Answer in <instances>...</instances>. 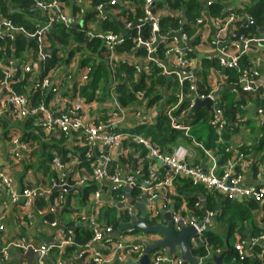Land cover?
I'll list each match as a JSON object with an SVG mask.
<instances>
[{
    "label": "built area",
    "instance_id": "2783aa9c",
    "mask_svg": "<svg viewBox=\"0 0 264 264\" xmlns=\"http://www.w3.org/2000/svg\"><path fill=\"white\" fill-rule=\"evenodd\" d=\"M33 3V12L40 14L42 21L39 28L33 34H27L28 37H36L37 51L29 55L26 54L25 61L10 59L6 64L0 63V117L9 113L19 122L31 121L44 135L47 143L54 141H64L59 146L65 150L64 155L55 154L48 164L50 171L55 173V178H48L46 185L37 187H25L18 191L12 179L0 168V192H5L12 204L23 201L22 209L24 215L30 219V211H33L35 202L44 200L50 204L49 212L53 215L60 213L59 221L66 216L72 221L73 227H85L90 232V240L83 246L76 244V235L71 228H64L65 224H59V221H48L51 228L58 229L59 234L52 239V244L35 245L32 241L23 238H9L0 243V264H17V259L11 261L12 257L18 255L23 262H29L24 259L30 252L33 253V264H129L137 263L144 255L145 245L154 243L160 239L157 234H145L139 230L125 231L119 236H114L113 232L117 229L120 217L121 222L130 223L138 219L139 211L134 207L135 203L145 202L146 221L156 220V224H165L163 213L170 212L174 223V232L179 234L182 228L192 227L199 238L198 248L202 243L204 233L212 226L214 214L207 212L202 218L194 216L190 210L179 208L174 210L171 199L175 197L174 180L177 177L189 180L193 186H201L222 197L224 200L232 202L254 201L258 204L264 202V171L259 173V183L256 185H245L244 175L238 172L239 163L245 157L234 147H228L225 152L230 154L226 160L225 167L220 169L218 158L207 151L203 145L197 144L190 136V127L186 124H179L174 115L188 99V110L181 111V118L184 119L187 112L193 108L196 100H210L211 119L210 123L218 136L222 130L229 126L237 127L244 122L243 117L235 116L232 122H228L224 112L218 103V97L212 94L204 95L200 93L197 85L199 81L190 71L191 65L185 60L186 51L178 44L185 41L184 35L179 39L173 38V45L169 49L170 54L177 56L179 96L173 106L166 108L163 114H157L152 110H138L133 113V118L137 125L124 132H116L111 122L125 117V114L117 109L111 110L107 115H99L98 118H91L86 121L87 114H90L94 103L81 94L84 87L90 82L92 69L83 67L79 72L78 78L70 85V91L73 99L68 101L59 96L60 88L65 89L67 80L70 76L64 77V84L61 86L51 83V73L57 69L49 71L43 78L41 75L45 71L50 57V44L48 35L52 32L55 24L65 27H73L83 30L87 27L85 18L88 14L85 12L82 4L78 6H69L72 15L67 16L64 13V0H29ZM155 0H144L143 17L139 18L137 30L150 28V37L141 38L138 34L134 40L136 50H143L146 54L142 66H134L138 75H147L149 73V64L158 68L156 54L159 49L170 41V37L161 34L158 26V19L153 15ZM62 2V3H61ZM116 1L109 2V6L115 7ZM212 5L207 3V7ZM77 8L76 11L73 8ZM103 5H98L93 12H103ZM138 20V19H137ZM235 18L231 16L228 20L217 23L215 30V41L212 43L216 47L215 54L217 60L224 69H236L242 56L248 52L252 43L257 42L253 39H244L240 45H229L223 42L224 34ZM202 24L201 20L196 22V26ZM78 26V27H76ZM16 28L12 22L0 16V41L4 39L14 40ZM89 40L100 41L104 47V54L101 57L107 58L109 64L119 63L125 57L118 53V48L125 44V39L114 34H101L88 31ZM264 42V39H262ZM2 48H0L1 50ZM236 52V53H235ZM238 52V53H237ZM120 54V55H119ZM113 69V68H112ZM111 69V70H112ZM165 74L170 75V73ZM254 76L257 74L254 73ZM26 76H35L37 79L31 88V93H39L44 99L37 104H33L31 96L17 93L13 86H16ZM241 76V75H240ZM20 77V79H19ZM251 76L243 74L238 81L237 86H243V91L253 93V81ZM237 94V89H233ZM188 93V94H187ZM187 97V98H186ZM49 104V106H48ZM56 106L59 112H55L51 107ZM166 117L169 120L170 128L173 131H179L191 141L192 149H199L207 164L199 165L189 160V149L178 146L172 148L170 152L163 153L150 143L143 135L136 134L132 130L138 126L154 125L160 117ZM130 115L127 113V119ZM256 120L259 126H264V108L258 110ZM103 120H99V119ZM37 133V132H35ZM54 140V141H52ZM136 144L144 148L142 150H132L131 145ZM23 152H28L27 157ZM31 152L28 144L23 142L21 137L14 136L11 139L10 156L15 161H21L28 158L31 161ZM133 155L138 165L143 167V172L135 171L134 174L125 172L127 159ZM161 170H166L162 173ZM137 175L139 177H137ZM90 186L94 189L87 194V204L82 206V211L76 213L75 206L72 211L62 215V210L70 194H82ZM129 189V193L127 192ZM60 192V195L51 202L52 193ZM157 202L161 203L159 207ZM64 203V204H63ZM187 208V207H186ZM40 216L42 212L34 210ZM62 217V218H61ZM114 219L117 227L113 228L111 220ZM3 216H0V234L4 232L5 227L2 223ZM64 223V222H62ZM60 226V227H59ZM72 227V228H73ZM76 227V228H77ZM75 228V229H76ZM127 236V241L124 237ZM129 239V240H128ZM190 242V241H189ZM194 243V239H191ZM264 238L242 239L240 238L234 244V251L237 254L239 262L250 254L252 247L261 248V253L252 257L259 259L260 264H264ZM191 244V243H190ZM72 248L74 261L66 259L63 254L66 249ZM59 252V258L53 259L51 255ZM216 256L220 251L215 252ZM210 253H207L208 257ZM174 256V255H173ZM170 256L165 249L154 251L151 258V264H183L181 259ZM205 257V258H206ZM205 258H197V264H206ZM31 259V260H32ZM31 262V261H30ZM190 264V263H186Z\"/></svg>",
    "mask_w": 264,
    "mask_h": 264
},
{
    "label": "crops",
    "instance_id": "0c3cea01",
    "mask_svg": "<svg viewBox=\"0 0 264 264\" xmlns=\"http://www.w3.org/2000/svg\"><path fill=\"white\" fill-rule=\"evenodd\" d=\"M112 1V0H110ZM117 2H121V4H116L118 7L113 10V7L109 6V3L105 5L103 12H93L94 5L93 0H66L64 4V13L67 16L72 15V10L69 6H78L82 4L84 7L85 12L88 14V17L85 18V24L87 25L86 28L81 30L85 35H87L88 31H93L95 33L101 34H114L117 36H121L127 42H130L129 51L127 53L122 52L123 50H119L121 55L125 57V62L123 60L120 63L126 64L134 70L132 82L138 83L142 81L143 87L140 90L134 92L135 95V102L127 104L123 106L117 98L115 93V87L117 86V82H127L129 84L128 77H126L125 73H122L121 79H115L113 84L110 86L108 90L109 97L105 101H99V92L94 93V99H90L91 102L94 103V106L90 112L87 114L86 121H90L91 118L96 119L99 115H107L111 110L117 109L119 112L125 114V117H120L119 119L111 122V124L115 127L116 132H124L133 128L137 125L136 121L134 120L133 113L138 110L149 111L152 110L157 114H163L166 108L171 107L176 102V97L179 96V87H178V78L176 76V71L178 70V61L177 56L174 54H170L168 51L170 47L173 45V38L177 40L181 35H184L186 40L181 41L178 45L186 51L185 60L189 62L191 65L190 71L195 75L197 81H199V86L197 85L200 93L204 95L212 94L213 96L218 97V103L221 109L226 113V108L228 106L227 101L225 100L224 96L232 95L236 98L237 102L234 103L233 107L236 109L235 116L243 117L245 120L243 124L238 128V134L233 135L231 137V141L235 145L239 146H247L253 144V136L250 134V130L255 127H259V124L256 120V114L258 110L264 108V24L258 26L255 22V19L250 13L248 9L251 5V0H189L194 1L195 4H198V10L196 13H191L190 11L186 10L187 7H180V8H172L169 7L167 0H155L154 7H153V15H156L158 21V26L161 31V34H165L170 37V41L162 46L158 53L156 54L157 65L162 66V68H158L153 64H149V73L146 75H138L135 72L134 66H142L144 64V60L146 54L143 50H136L134 46V40L137 37V34L143 38L148 39L150 37V28L146 26L144 29L137 30V25L139 24L138 18L143 17V4L144 0H136V2H131L129 0H116ZM177 1L178 3L183 5V2L188 0H173ZM211 2L212 5L207 7V3ZM62 3V2H61ZM141 3L140 9L138 10V4ZM95 6V7H94ZM98 6V5H97ZM115 6V7H116ZM104 7V6H103ZM216 7L218 11L210 10L211 8ZM108 8V9H107ZM127 13V16L125 15ZM89 14L92 16L89 17ZM138 15V20L133 19L132 21H128V18H136ZM231 16L235 18V21L231 23V25L227 28V31L224 34L223 42L229 45H240L244 39H253L257 40L251 44L248 52L242 56L238 62V66L236 69H224L220 62L217 60V55L215 54L216 47L212 45L215 41V30L213 27L216 26L217 23H221L225 20H228ZM104 19L110 20L109 22H103ZM166 19L173 20L172 22L167 21ZM34 22H41L43 19L42 17L38 16L33 19ZM164 20L168 24V27L165 26V31H163L164 27ZM198 20L202 21V24L196 26V22ZM174 26V28L172 27ZM114 29V30H112ZM37 30V29H35ZM88 38V36H87ZM94 40H89L88 42H92ZM1 42V41H0ZM32 42V41H30ZM49 42V41H48ZM33 43H36L33 42ZM50 44V42H49ZM86 48V46H85ZM104 54V47H102ZM27 55L33 52L32 49L27 50ZM37 51V45H36ZM36 51L34 55L36 54ZM132 51V53H131ZM51 53V44L50 50ZM86 56H90L92 59L97 55H92L89 52H85ZM236 53V52H235ZM238 53V52H237ZM119 54V55H120ZM15 60H19L17 58H11ZM103 59L107 60V58L103 57ZM10 60V59H9ZM8 61V60H7ZM20 61V60H19ZM22 62V61H20ZM107 62V61H106ZM6 64V63H4ZM109 64V63H108ZM117 63L109 64V68L112 69L111 71L114 72L115 66L118 65ZM153 65V66H152ZM83 67H90L92 70L93 68L89 66H82L81 65V54L75 53L72 59L69 60L67 64H61L54 71L51 73L50 80L51 83L54 85L61 86L64 84V77L70 76V79L67 80L66 88H60L59 96L61 99H66L71 101L73 99V94L70 91V85L75 82L78 78L79 72ZM152 67V72H151ZM156 69L154 72L153 69ZM170 73L167 75L164 73ZM151 72V73H150ZM256 73L257 75L254 76L253 74ZM155 74V75H154ZM230 74L236 75V80L232 81ZM247 74L251 76V80L253 81V93H246L244 92L243 86H237L239 78L243 75ZM154 75V76H153ZM241 75V76H240ZM35 76H28V85L24 88L25 92L20 94H24L25 96H30L31 88L36 81ZM162 80V83L159 84ZM91 81V79H90ZM154 82V91L150 95L147 92V89L151 87V82ZM14 87V86H13ZM202 87V88H201ZM237 89V94H234L233 89ZM14 89V88H13ZM15 90V89H14ZM18 93V92H17ZM188 94V93H187ZM87 99V95H84ZM159 98L158 101L155 103H151L154 98ZM223 97V98H222ZM187 98V97H186ZM197 101V100H196ZM195 101V102H196ZM199 101V99H198ZM202 101V100H200ZM211 103V102H210ZM195 104V103H194ZM187 106L186 109H182L183 106ZM49 106V104H48ZM174 114L177 117V121L179 124H186L190 127V136L197 144L203 145V147L215 155L219 160V168L222 169L225 167L226 161H221L220 157L216 154V151L208 150L203 142H198L195 137H193L192 129L193 126L191 124L190 116L196 114L200 110H205L208 114L209 112L205 107H200L194 114L192 113L191 108L184 119L181 118V111L188 110V99H186L185 104ZM211 108V105H210ZM51 109L55 112H59V110L54 107ZM211 109H210V116H211ZM127 113L130 117L127 119ZM229 115V114H228ZM234 116V118H235ZM164 117V116H163ZM166 118V117H165ZM226 120L230 122L228 119L230 116H227L226 113ZM228 118V119H227ZM159 119V118H158ZM158 119L156 121H158ZM167 119V118H166ZM100 121L103 119H99ZM168 120V119H167ZM251 120V122H250ZM169 121V120H168ZM253 125H252V124ZM18 125L22 128V123H20L16 118L12 117L9 113L0 117V168L12 179L15 190L18 191L25 187H37L46 185L49 181L47 175L44 172L36 168L34 166V170H36V175L31 176L30 171L28 170V165H31L34 158H31V161L28 163V158H24L21 161H15L10 156L11 151V139L14 136H18V134H13L12 131L16 129L14 126ZM170 124V123H169ZM152 126V125H149ZM256 129V128H255ZM133 131V130H132ZM257 131V129H256ZM217 134V133H216ZM184 135V134H183ZM220 136L217 135L218 141H222ZM236 136V138H235ZM185 137V136H184ZM188 139L187 137H185ZM252 139V140H251ZM189 140V139H188ZM251 141V142H250ZM223 142V141H222ZM182 146L187 147L189 149V160L190 162H194L195 164L203 165L207 164L206 159L203 157L202 152L199 149L191 148V141L189 143H183L179 145H174L171 148L163 151V153H168L171 151L172 148ZM191 146V147H190ZM236 148L235 146H231ZM30 152L33 150L32 147H29ZM237 149V148H236ZM37 153L39 152L37 148ZM28 152H23V154L27 157ZM32 157V156H31ZM245 158L239 163L237 168L238 172H241L244 175V184L245 185H256L259 183V173L264 171V160L260 162L258 165L257 163V156L248 153L244 156ZM38 166V164H36ZM42 168V167H41ZM254 168V171H253ZM135 171L143 172V167L138 165L137 160L131 155L129 160L127 159V166L125 167V172L129 174H134ZM162 173H166V170H161ZM54 173V172H53ZM137 177H139L137 175ZM200 190L194 191L195 194L198 196V200L194 205L198 209H200L202 216L208 212L205 199L209 194V191L203 188V192L201 188ZM181 192L183 189H181ZM179 195V196H178ZM193 197V194H175V197L180 198L181 204L180 209H186V201L185 199L188 198L187 196ZM42 200V199H41ZM222 200V199H220ZM220 200L217 199L215 202L219 206ZM44 201V200H43ZM45 202V201H44ZM71 202L74 205L77 204L75 197L71 198ZM173 199H171V204ZM39 200V198L35 202V207L33 211H30L31 218L28 219L22 209V202L17 204H12L6 193L0 192V216H3L2 223L5 227L3 233L0 234V243L2 240H6L9 238H23L25 242L32 241L35 245H43V244H52V239L59 234L58 229L51 228L48 221L54 222L59 221L60 213L53 215L49 212L50 204L43 203ZM64 204V203H63ZM264 204V202L262 203ZM261 204V205H262ZM157 205L160 207L161 203L157 202ZM173 206V205H172ZM37 209L38 211L42 212L41 216L34 212ZM82 207H76V213H80L82 211ZM175 210V209H174ZM253 214V221L249 225H244L246 239L253 238V235L263 236L264 238V213L263 209L259 208ZM64 219H67L64 217ZM59 224H65L59 221ZM74 224V223H73ZM74 225H72L73 227ZM254 226L260 231L257 233H251L254 230ZM60 227V226H59ZM63 227V226H62ZM72 227H68L69 229ZM66 228V227H64ZM73 228H76L73 227ZM235 242L240 239V235L238 233L235 234ZM190 242L192 249H195L196 244ZM191 249V250H192ZM264 249V243H263ZM154 252L148 255L149 262L151 263V258L153 257ZM20 257V256H19ZM18 255L12 257L11 261L16 260L17 264H33L34 258L29 262H23L22 259L19 261ZM51 257L53 259L59 258L58 255L52 254ZM173 257L176 259H180L177 254ZM196 260L197 256H193ZM69 261H74L73 252L66 257ZM26 260V259H25ZM224 260V259H223ZM222 260V264H225ZM28 261V260H27ZM31 261V262H30ZM233 264H237L234 260ZM133 264L132 262H129ZM116 264V263H114ZM137 264V263H135Z\"/></svg>",
    "mask_w": 264,
    "mask_h": 264
},
{
    "label": "trees",
    "instance_id": "16d2710c",
    "mask_svg": "<svg viewBox=\"0 0 264 264\" xmlns=\"http://www.w3.org/2000/svg\"><path fill=\"white\" fill-rule=\"evenodd\" d=\"M66 1V0H64ZM94 5H103L105 6L110 2V0H93ZM131 2H136V0H129ZM167 3L169 7L172 8H180V7H187L186 10L190 11L191 13H196L198 10V4H195L194 1H185L182 4L178 3L177 1L173 0H167ZM120 4V3H117ZM94 6V7H95ZM141 3L138 4V10L140 9ZM118 7L113 8L115 10ZM108 9V8H107ZM74 11L77 10V8H73ZM210 10L218 11V8L213 7ZM248 12L250 15H252L255 19V22L258 26L264 24V0H251V5L248 9ZM37 13L33 12V3L29 0H0V16L10 20L13 24V26L17 28H24L25 32L27 34H33L35 32V28L31 26V23L29 21H32L35 19V15ZM127 16V13H125ZM91 15L89 14V17ZM92 17V16H91ZM136 18H128V21H132ZM139 19V18H138ZM169 22H172L171 19H166ZM166 20H164V27L163 31H165V26L168 27V24L166 23ZM111 23V22H109ZM174 28V26L172 25ZM114 30V29H112ZM48 41L51 44V53L50 57L51 59L47 62L45 71L41 75V78H43L49 71L56 69L61 64H67L69 63V60L72 59V57L75 55V53L81 54V65L82 66H91L93 68L92 75H91V81L84 87V89L81 91V94L87 95V97L90 99H94V93L99 92V101H105L108 99L109 94L107 93L110 86L113 84L114 80L121 79L122 73L124 72L126 77H128L129 84L127 85V82L121 81L120 83L117 82V86L115 87V93L117 95L118 100L123 106H126L127 104H130L132 102H135V95L134 92L137 90L142 89L143 83L142 81H139L138 83L132 82L134 70L132 67L128 66L127 63L123 64L120 63L115 66L114 72L111 71L109 68L108 61L103 59L101 57V52H103V49H101V43L100 41L94 40L92 42H88L87 35L83 33L82 31L78 30L77 28L73 27H65L60 24H55L52 27V32L50 35H48ZM15 47H11L9 42L1 41L0 42V63L4 64L7 62V60L11 58H17L20 61H25L27 50L32 49L33 54L36 51V43L28 41L24 36L16 35ZM130 45H132L130 42H127V37L125 44L119 49L123 50L122 52L127 53L130 49ZM86 46V48H85ZM118 50V53H120ZM85 52H89L92 55H97L93 59L90 56H86ZM132 53V51H131ZM107 61V62H106ZM153 66V65H152ZM155 66V65H154ZM154 72L156 69H153ZM152 72V67H151ZM150 72V73H151ZM155 75V74H154ZM153 75V76H154ZM231 80H236V75L230 74ZM1 79V75H0ZM20 79V77H19ZM159 84L162 83V80L158 82ZM28 85V76H26L23 81H20L19 84L14 86L16 92L22 93L25 92L24 88H26ZM154 85L155 83L151 82V87L147 89V92L149 95L154 91ZM202 88V87H201ZM33 104H37L40 101L44 100L46 103L48 101L47 99H44L39 93L36 94H30ZM223 98V97H222ZM225 100L227 101V108L226 113L227 116H230L228 119L230 122L234 120V116L236 114V109L233 107L234 103L237 102L236 98H234L232 95L224 96ZM159 98L155 97L154 100L151 103H155L158 101ZM91 101V100H90ZM187 106H183L182 109H186ZM224 112V111H223ZM226 113L224 116L226 117ZM229 114V115H228ZM191 124L193 126L192 129V135L196 138L198 142H203L205 147L208 150H216V144L218 141V137L216 134L215 129L212 127L210 123L211 116L205 111L200 110L196 114L190 116ZM251 122V120H250ZM22 123V128H20L21 133L23 134V142L28 144V147H32V145H36L38 147V151H31L30 156L31 158L34 157V160L32 164H35L36 168L41 169L49 178H55V173L53 171H50L48 164L50 162V159L55 154H61L62 156L65 153V150L62 146H59V144H62L64 141L61 139L60 141H54V143H47L44 140V135L41 133V131L33 125L31 121L26 122H20ZM252 124V123H251ZM253 125V124H252ZM252 128L250 131V134H252L253 138V144L247 145V146H239L235 145L231 141V137L233 135L238 134V126L232 127L230 124L229 126L225 127L221 132V138L222 141L225 144L222 143L221 146H219V151H216V154L220 157L221 161H226L230 158V154L225 152V149L230 146H235L240 154L243 156L247 155L248 153H252L257 156V163L258 165L260 162L264 160V126H259ZM257 131H256V129ZM37 132V133H35ZM133 132L136 134H141L145 138H147L151 144H153L159 151L163 152L169 148H171L174 145H179L185 143H189L190 140L186 139L183 135V133L179 131H173L170 128L169 121L165 117H160L158 121L155 122L152 126H138L133 129ZM29 138L31 140H29ZM252 140V139H251ZM251 142V141H250ZM132 150L138 151L142 150L143 154L145 153V149L137 146L136 144L131 145ZM38 164V166L36 165ZM28 167H33V165H28ZM254 171V168H253ZM174 188L177 194L184 195L186 194H193V197L187 196L188 198L185 199L186 207L188 210L191 211V213L196 216L197 218H202V213L200 209L195 207V203L198 200V196L194 195L197 189L200 190L201 188L203 192V188L201 186H193L192 183L187 180L180 177H177L174 180ZM94 189V186H90L84 190V193L82 194H70L67 202L64 206V209L62 210V215H66V213H69L73 210V208L70 206L71 198L75 197L77 204L74 205L72 203V206L76 207H82L83 205L87 204V194L90 193ZM181 189L185 192H181ZM60 195V192H54L52 193L51 202L54 201V199L57 198V196ZM179 196V195H178ZM222 199V197L215 193H209L205 199V205L208 210V212H212L214 214V221L212 226L204 233L202 238V243L198 248L191 250L192 256L197 257H203L205 258L207 256V253H210L208 257L205 259L206 264H215L214 259L218 256H220L222 253L228 250L227 254L224 256L223 262H227L229 264H233L234 260L237 264H260V260L256 259L251 256V254L254 256L255 254L261 253V248L259 247H252L250 254L244 259L243 262H239V259L237 257L236 252L234 251V244H235V234L238 233L240 235V238L246 239L245 235V229L244 225H249L253 221V214L255 211H257L259 208L263 209L264 213V204H258L254 201H241V202H232L229 200H220L219 206L215 202ZM41 202L45 203L43 200H40ZM41 203V204H43ZM181 200L178 197L173 198L172 205L175 210H178L180 208ZM66 217V216H65ZM62 218V217H61ZM62 222L66 223L64 225L65 227H72L73 222L70 220L62 218ZM157 221L152 220L149 221L150 224H155ZM111 225L113 228L117 227L116 221L114 219L111 220ZM255 231H251V233H257L260 232L255 226ZM76 235V244L79 246H83L90 240V232L85 227H77L74 231ZM259 234V233H258ZM257 235H253V238L259 237ZM233 237L234 243L231 244L230 240ZM219 250L220 254L216 256L215 252ZM72 253V248L66 249L63 254L65 256H69V254ZM56 255H60L59 252H54ZM92 264V263H91Z\"/></svg>",
    "mask_w": 264,
    "mask_h": 264
},
{
    "label": "water",
    "instance_id": "95a60500",
    "mask_svg": "<svg viewBox=\"0 0 264 264\" xmlns=\"http://www.w3.org/2000/svg\"><path fill=\"white\" fill-rule=\"evenodd\" d=\"M78 27V26H76ZM28 41L35 42L36 37H28ZM210 100H202L196 101L192 113L194 114L200 107H205L210 114ZM129 193V189H127ZM134 207L139 211L138 219L131 221L130 223H123L118 217L117 221L119 225L117 229L113 232L114 236H119L125 231L130 230H139L145 234H157L160 236V239L154 243H148L145 245V251L142 258L137 262V264H151L148 259V255L152 252L157 251L159 249L167 250V253L170 256L177 254L181 259L183 264L190 263V264H197V260L191 255L192 246L189 243L190 238L194 239L195 244H199V238L196 234L194 228L185 227L182 228L179 234L174 232V223L172 220V216L170 212L163 213V218L165 219V224H156L152 225L147 223L146 221V204L145 202L142 203H135ZM79 226V225H77ZM76 226V227H77ZM71 231H75V228H71ZM228 250L222 253L220 256L214 259L215 264H222V260L227 254ZM33 253L30 252L24 259L28 260L31 259Z\"/></svg>",
    "mask_w": 264,
    "mask_h": 264
},
{
    "label": "rangeland",
    "instance_id": "374dc122",
    "mask_svg": "<svg viewBox=\"0 0 264 264\" xmlns=\"http://www.w3.org/2000/svg\"><path fill=\"white\" fill-rule=\"evenodd\" d=\"M116 1V0H115ZM116 3H120L121 4V2H117L116 1ZM40 14H36L35 15V17H38ZM110 20H108V19H104L103 20V22H109ZM29 23H31V26L32 27H34L35 29H38L39 28V26H40V24L38 23V22H34V20H32V21H29ZM15 27V26H14ZM16 28V31L13 33L14 34V40L13 41H11V40H9V39H4V40H2L3 42L4 41H6V42H9L10 43V45H11V47H15V45H14V42H15V37H16V35H21V36H24L26 39H27V36H26V32H25V29L24 28H17V27H15ZM16 48V47H15ZM19 84V83H18ZM243 124V123H242ZM241 126V124L238 126V128ZM16 129H14L13 131H12V136H14L13 134H18L19 135V137H21V139L23 140V134L21 133V130H20V127L16 124L15 126H14ZM235 138H236V136H235ZM147 139V138H146ZM29 140H31L30 138H29ZM148 140V139H147ZM222 143L223 144H225V146H226V143H224V142H222V141H219V142H217V144H216V150L215 151H219V146H221L222 145ZM37 146L36 145H32V149H33V152L34 151H37ZM228 148V147H227ZM34 158V157H33ZM31 165H33V167H31V168H28V170L30 171V174H31V176H34L35 177V175H36V170H34V165L35 164H31ZM41 170H42V168H41ZM43 171V170H42ZM124 239V241H127V236L126 237H124L123 238ZM129 240V239H128ZM230 243L231 244H233L234 243V240H233V237L231 238V240H230ZM225 264H229V263H227V262H224ZM130 264V263H129ZM133 264H135V263H133Z\"/></svg>",
    "mask_w": 264,
    "mask_h": 264
},
{
    "label": "flooded vegetation",
    "instance_id": "af4514ba",
    "mask_svg": "<svg viewBox=\"0 0 264 264\" xmlns=\"http://www.w3.org/2000/svg\"><path fill=\"white\" fill-rule=\"evenodd\" d=\"M148 223H149V221H148ZM150 224V223H149Z\"/></svg>",
    "mask_w": 264,
    "mask_h": 264
}]
</instances>
